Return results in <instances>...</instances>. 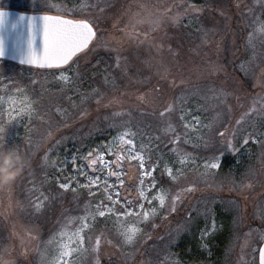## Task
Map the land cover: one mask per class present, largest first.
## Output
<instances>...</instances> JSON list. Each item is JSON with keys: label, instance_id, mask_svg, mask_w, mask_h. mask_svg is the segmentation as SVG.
Wrapping results in <instances>:
<instances>
[{"label": "rangeland", "instance_id": "rangeland-1", "mask_svg": "<svg viewBox=\"0 0 264 264\" xmlns=\"http://www.w3.org/2000/svg\"><path fill=\"white\" fill-rule=\"evenodd\" d=\"M36 2L43 4V0ZM62 2L69 8L83 5V11L79 13L85 14L91 20L99 21L101 29L99 34L107 42V47L119 48L123 56L131 59L133 65L131 72L139 70L147 74L145 65L138 62L139 49L143 44L138 45L135 40L129 41L123 29L128 28L130 16L141 10L138 8L139 5H146L152 11H156L159 7L162 11L165 7H172L186 0H62ZM191 2L203 8L199 18L192 24L202 43H210L218 36L222 39L224 36L221 32L227 31L231 32V41L238 39L237 67L247 87L242 93L233 96L234 94L223 86L207 82L187 90L189 94L192 92L200 94L186 96L183 103L178 99L181 95L178 91L181 84L175 82L176 87L170 88L172 95H167L166 104H173L177 110L181 107L186 109L185 112L177 111V114L171 118V123L179 134L188 132L189 143H182L179 147L183 153L191 154L188 162L183 166L184 177L180 180V187L195 185L196 190L190 194H182L185 200L178 206L177 212L165 211L168 215L167 220L160 217L159 212L162 210L159 209L157 202L158 215L154 218L157 225L155 228L149 223H139L137 217L127 218L128 225L136 224L144 229L135 245L123 244L122 238L114 228V217L92 219L89 213H95L97 197L89 196L88 190L81 188H77L76 193L71 190L64 192L57 186V177L59 180L70 178L73 186L78 180L86 182L84 176L77 177L74 174L71 158L76 156L78 164H87L88 161L84 159L87 152L109 144L121 130L122 121L128 120L131 121V130L137 133L135 136L137 148L143 146L145 150H151L152 161L158 165L169 167L175 165L179 168V157L172 151L176 145L166 143L171 133L165 132V126L159 123L157 117L158 111L162 108L152 106L154 100L157 101L162 95L150 93L145 102H139L136 96L147 91H144L146 86L137 85L136 89L127 92V95L122 96L123 98L120 97V104L98 107L94 102L81 103L79 97L70 89L60 91L61 84L55 80L52 71L35 72L0 61V87L11 86L7 92L0 91V95L6 97L10 94L15 97L17 107L31 101L34 110L43 117L41 120L38 116H33L30 121L24 116L9 123L10 105L5 102L0 106V119L8 128L5 147L16 149L18 147V151L31 163L37 157L41 162L37 178L28 180V188H24L22 197L15 195L13 184L6 189H0L1 215L9 221V231L7 227L3 229L0 224V229L7 237V243L1 240L0 245L12 250L11 255H5L14 258L16 264H21L17 262L21 258L25 259L22 264H43L42 258L50 262L59 251V231L75 230L80 224V219L74 218L82 219L84 215L89 217L87 220L89 228L84 232L88 239L85 240L84 247L91 249L96 236L101 232L112 243L102 242L98 254L91 251L79 253L73 251L69 257L71 264H97V260L99 264H252V249L261 246L257 241L259 235L264 233V220L261 219V213H264V157L259 144L244 145L239 140V136L236 151L231 148L224 149L216 128L222 125L229 133L225 139L232 140L231 133L237 128L236 121L240 120L241 124H245V112L254 102L258 107L264 105V100L261 99L264 97V88L260 87L264 84V43L261 42L264 32L258 31L264 24V0H191ZM23 5L36 12L34 0H0V7L5 9L19 10ZM102 7L110 10H99ZM204 11L214 13L219 18L205 22L211 15L205 16ZM105 18L111 19L109 23L112 26L108 21L107 23L103 21ZM204 30H208L209 33L207 41L202 35ZM128 31L132 29L128 28ZM253 33L254 39L249 43L248 36ZM226 36L230 37V34ZM151 51L154 52L153 56L162 55L164 59L166 53H169L166 49L162 53H158L155 48ZM115 55L116 53L107 50L102 42L100 49L91 57V63L82 62L81 70L85 73V79L81 88L85 93H90L93 87L102 85L101 77L95 81L87 75L89 69H92V64L99 62L102 67L103 64H111ZM168 79L160 81L161 84L165 81L169 83ZM155 83L154 79L153 84ZM67 95H72L80 107L72 108L66 98ZM216 96L221 98H214ZM123 104L130 107L124 109ZM139 105H144L146 108H141ZM58 108L67 109L68 114L62 116L57 112ZM129 109L132 112L131 116L119 118L113 115L116 111L127 112ZM88 115L94 116L91 133L84 132L80 138H69L70 145L62 144L59 134L63 127L67 128L69 124L83 120ZM180 115L185 116L184 121L179 119ZM184 123L189 125L187 130L183 127ZM252 123L257 135L264 133V120H254ZM209 124L213 125L211 129L207 127ZM49 131L52 137L45 140ZM149 136H159L160 140L150 141ZM42 141V146L38 147ZM45 149H50V159L59 162L63 166V172H57L46 164L42 158ZM214 154L219 157L220 167L212 170L214 175L204 178L200 175L204 172L203 165L206 158H211ZM136 164V161H125L119 169L122 172L120 179L124 181L120 189L121 197L130 196L133 200L136 199L140 175ZM161 171L162 168L158 167L154 175L165 187V194L169 198L166 200L167 208L171 195L178 192L179 188L173 186L169 192L167 174L161 177ZM89 174L96 175L91 172ZM99 174L107 177V169H101ZM108 182L109 184L115 182L119 187L116 177L108 178ZM54 187L55 191H50ZM110 190L115 192V188ZM42 192L48 200L43 202L44 206L38 212L39 215L43 214L49 221L52 220L51 211L46 210V207L55 201L52 199L58 200L57 210L63 212L58 224L47 234H43V231L36 226H30V218L25 217L24 223L17 220L26 214L23 210L24 205H29L33 199L36 202L38 197L43 200L40 195ZM55 192L58 197L51 196ZM104 192L101 187L100 193ZM86 205H90L87 213ZM67 206L72 208L67 210ZM206 227L211 234H206L202 239L201 233ZM149 236L150 238H147ZM64 242H67L66 238ZM71 247L75 249L76 245L72 244Z\"/></svg>", "mask_w": 264, "mask_h": 264}, {"label": "snow or ice", "instance_id": "snow-or-ice-1", "mask_svg": "<svg viewBox=\"0 0 264 264\" xmlns=\"http://www.w3.org/2000/svg\"><path fill=\"white\" fill-rule=\"evenodd\" d=\"M34 7L37 13L44 14L29 16L25 13H12L4 7H0V59L11 54L13 57L18 58L19 63L22 65L26 64L36 69L54 70L51 74L61 84L60 91L64 92L66 89H70L71 92L79 97L81 103L94 102L98 107H110L114 104H120V97L127 95L128 87L133 84L149 87V92L136 96L139 102H145L150 93H162L163 89L159 86L160 81L167 80L173 73V69L162 55L153 56L141 62L145 65L147 74L139 70L131 72L133 67L131 59L123 56L119 48L107 47V42L99 34L101 31L99 21L87 18H73L78 12L83 11V5L69 8L62 0H43V4L34 0ZM138 8L141 10L133 13L129 18L128 28L132 29V31L129 32L128 28L123 29L126 38L129 41L135 40L138 45L146 44L149 49L155 48L158 53L163 52L165 45L163 41L159 44L155 43L156 32L164 30L166 26L178 27L182 24L184 27L190 28L203 11V8L197 7L191 0H186V2L173 5L172 7H165L162 11L159 10V7H157L156 11H152L146 5H139ZM173 9L176 10L173 11ZM53 11L56 14H47ZM185 19L188 21L187 24L183 23ZM137 29H140V31H137ZM258 31L264 32V24L261 25ZM165 35H167L166 32ZM202 35L205 41L209 39L208 30H204ZM253 39L254 33L248 36L249 43H252ZM102 42L107 50L114 51L116 55L111 64L103 67L99 62L92 64V69H89L87 75L95 79L97 75L102 74V85L93 87L90 93H85L81 88L85 79V73L81 70L82 62L84 64L91 63V57L100 49ZM261 42L264 43V38H262ZM168 52L172 61H176L178 53L174 52L170 46L168 47ZM209 67L211 71L219 72V67L212 65L211 62ZM241 67L243 69V65ZM181 70V66L177 64L176 71ZM141 76H143V79H141ZM154 79L156 81L155 84H153ZM170 83L172 87H176L175 79L171 80ZM10 87V85L0 87V91L7 92ZM260 87L264 88V84L260 85ZM199 94L198 92L189 94L186 89H182L178 99L183 103L186 96ZM66 98L72 108L80 107L72 95H67ZM214 98L220 99L221 97L216 96ZM261 99L264 100V97H261ZM5 102L10 105L8 109L9 123L24 116H27L30 121L33 116H38L43 120V117L34 110L31 101H27L24 106L17 107L15 97L10 94L6 97L0 95V106ZM177 111L185 112L186 109L181 107L177 110L173 104H165L158 111L157 117L159 123L165 126V132L171 133L166 143L176 145V147L172 148V151L179 157V168L175 165L171 167L158 165L155 161H152L151 150H145L143 146L137 148L135 144L137 133L131 130V121L128 120L122 121L121 130L109 144L87 152L84 157L88 161L87 164H78L76 156L71 158L74 174L77 177L84 176L86 182L78 180L76 185L73 186L70 178L59 180V177H57V186L64 192L71 190L76 193L77 188H81L87 189L89 196L97 197L98 203L95 205V213H89V215H91L93 220L97 217H114V228L122 238L124 245H135L139 236L144 232V229L136 226V224L128 225L126 223L127 218L137 217L139 218V223H149L151 227L155 228L157 225L154 218L158 215L157 202L159 209L162 210L159 212L160 217L167 220L168 215L165 214V211L167 213L177 212L178 206L185 200L182 194H190L196 190L195 185L180 187V180L184 177L183 166L188 162L191 154L183 153L179 147L182 143H189L188 132L185 131L183 135L179 134L177 128L171 123V118L177 114ZM57 112L62 116L68 114L67 109L58 108ZM131 114V109L127 112L116 111L113 113L115 117L119 118L131 116ZM245 117L247 126L237 120V128L231 133L232 140L225 139L229 133L227 129H223L222 125L216 128V133L223 143V148H231L236 151L239 143L237 137L239 136V140L244 145L249 143L259 144L262 150V157H264V133L257 135L255 126L252 123L254 120H264V105L258 107L254 102L250 109L245 112ZM179 119L184 121L185 116L180 115ZM183 127L187 130L189 125L184 123ZM207 127L211 129L213 125L209 124ZM7 130V126L0 119V146L2 147L6 145ZM51 137L52 133L49 131L45 140L51 139ZM149 140L159 141L160 137L149 136ZM233 141H236V143H233ZM42 144L43 141L38 147H41ZM42 158L46 164L52 166L57 172H63V166L59 162L50 159V149H45ZM125 161L137 162L136 167L140 175L139 188L137 189L135 200L130 196L121 197L120 189L123 187L124 181L120 179L122 172L119 169L122 168ZM158 167L162 168L161 177L165 173L167 174L169 181L168 191L170 192L173 186L179 188L178 192L171 195L167 208L166 200L169 198L165 194V187L154 175ZM203 167L204 172L200 173L202 177L206 178L209 175H214L215 173L212 170L220 167L219 157L214 154L211 158H206ZM105 168L107 169V177L99 174L101 169ZM89 172L96 173V175H90ZM111 177L117 178L119 187L116 186L115 182L109 184L108 178ZM101 187L105 190L104 193H100ZM245 187H251V185H245ZM112 188H115L114 193L110 190ZM98 193H100L99 196H97ZM40 195L43 200L38 197L37 201L34 202V210L36 212H40L44 206L43 202L48 200V197L43 192ZM89 206H85L86 213ZM88 218V215H84L82 219L79 217L74 218L80 219V224L75 230L59 231L58 254L50 262L46 258H42L43 264H71L69 257H71L73 251L77 253L91 251L98 254L102 242L106 244L112 243L101 232L96 236L94 246L91 249L84 247L85 240L88 239L84 235L85 229L89 228ZM261 219L264 220V213H261ZM206 234H211L207 227L201 233V238L203 239ZM65 238L67 242H64ZM147 238H150V236ZM257 243L264 244V233L259 235ZM72 244L76 245L75 249L71 247ZM11 251L9 247L0 245V253L11 255ZM257 252L258 264H264V246L252 249V264H256ZM97 264H99L98 260Z\"/></svg>", "mask_w": 264, "mask_h": 264}, {"label": "trees", "instance_id": "trees-1", "mask_svg": "<svg viewBox=\"0 0 264 264\" xmlns=\"http://www.w3.org/2000/svg\"><path fill=\"white\" fill-rule=\"evenodd\" d=\"M97 6V5H96ZM16 10V9H13ZM99 10H110L101 8ZM18 11L26 12V13H37L31 11L27 5H23ZM106 12V11H105ZM205 16L208 14L211 15L205 22H210L211 19L219 18L214 13H209L208 11H204ZM47 14H56L55 11L49 12ZM73 18H87L85 14L83 13H77V15ZM110 18H105L103 21L107 23L110 26ZM188 21H184V24H187ZM165 32L167 35H165ZM224 36V38H220L219 36L214 38L212 42H208L207 44H204L201 42L199 34L197 31L193 28V26L184 27L183 24L178 27H172L167 26L166 30L159 31L155 33V42L156 41H163L164 42V49H166L168 52V47L170 46L174 52L178 53L176 61H172L171 57L169 56V53H166L165 60L172 65L171 68H173V73L169 77L168 81L169 83H166L165 81L163 84L160 82V87H162L163 91L162 93H158V95H162L159 99L154 100V104L152 106L163 108V106L167 103V95H172V92L170 88L171 80L175 79V82H179L181 84V87H179V90L181 92L182 89H192L198 85H202L205 83H211V84H218L219 86H223L228 92L234 94L233 96H237L238 93H242L243 90H245V81L242 74L238 71V39H235L234 41H231V32H221ZM226 34H230L229 36H226ZM222 37V35H221ZM229 41V42H228ZM146 47V48H145ZM153 53L151 49H149L148 45L143 44L142 47L139 49L138 53V59L142 62L145 61L151 57H153ZM107 59V58H105ZM1 61V60H0ZM4 63H9L6 61H2ZM211 62L212 65H216L219 67V72H213L210 70L209 63ZM179 64L181 66V71H176V65ZM15 65V64H14ZM90 65V64H89ZM88 65V66H89ZM18 66V65H17ZM104 66V64H103ZM21 67V66H18ZM26 68V67H21ZM28 70H33L35 72H44V71H54V70H38V69H32V68H26ZM101 77V75H97L95 77V81H98L97 78ZM97 79V80H96ZM101 86V85H100ZM138 86L136 84H133L132 86L128 87L127 92L131 91L132 89H136ZM145 88V87H144ZM142 90V89H141ZM149 92V87L146 86L145 90ZM157 94V93H155ZM164 95V96H163ZM175 95V94H174ZM124 97V95H122ZM121 96V97H122ZM122 97V98H123ZM129 103V101H128ZM123 104L122 107L124 109H127L130 107V105ZM138 105V104H136ZM135 105V106H136ZM140 106V105H139ZM121 107V106H120ZM119 107V109H120ZM141 108H146L144 105L140 106ZM175 108V107H174ZM123 109V110H124ZM140 109V108H139ZM94 116L91 115L85 116L83 120H78L75 123H71L68 125L67 128L63 127L62 132L59 134L60 139L62 140V144H69V138H80L81 134L85 132V134L91 133L92 126H93ZM58 136V137H59ZM31 162V161H30ZM39 165H41V162L39 160V157H37L30 165V167L25 170L22 177L17 180L13 184V188L15 191V195L22 197L24 193V188H28L29 185V179L30 178H37L39 173ZM28 173V175H27ZM29 174H31V177H29ZM25 175H27L25 179ZM31 185V184H30ZM48 191V190H47ZM50 191L54 192L55 187L52 188ZM46 194V193H45ZM57 192L52 193L51 196L56 195ZM58 197V195H56ZM55 200L51 202L50 205L46 207V210L51 211L52 220H48L45 215H39L38 212L34 210V199L32 202H30L29 205H24V213L23 216L19 217L17 220L23 223L26 222V218H30L29 224L30 226H36L40 228L41 231H43V234H47L48 232H51L52 229L55 228V226L58 224V219L61 217L63 212H58L57 210V204L56 202L58 200ZM69 206V205H68ZM67 206V207H68ZM66 207V208H67ZM72 207H68L67 210H70ZM4 210V208H2ZM65 212V211H64ZM2 211L0 210V224L1 227L4 229L8 227L7 219L5 220L4 216L1 215ZM45 219V220H44ZM0 242L1 240L5 243H7L6 236H4V233L0 229ZM7 232L6 230H4ZM8 256V255H7ZM11 257V256H10ZM25 259L21 258L20 261H17L19 263H23Z\"/></svg>", "mask_w": 264, "mask_h": 264}, {"label": "clouds", "instance_id": "clouds-1", "mask_svg": "<svg viewBox=\"0 0 264 264\" xmlns=\"http://www.w3.org/2000/svg\"><path fill=\"white\" fill-rule=\"evenodd\" d=\"M31 165L16 148L0 146V189H6L19 180ZM0 264H16V260L0 253Z\"/></svg>", "mask_w": 264, "mask_h": 264}, {"label": "water", "instance_id": "water-1", "mask_svg": "<svg viewBox=\"0 0 264 264\" xmlns=\"http://www.w3.org/2000/svg\"><path fill=\"white\" fill-rule=\"evenodd\" d=\"M7 10L11 11L12 13H25V14H27L29 16L43 14V13H26V12H21V11H18V10H13V9H7ZM0 60L15 64V65H18V66H21V67L36 69L35 67H31V66L26 65V64H24V65L20 64L19 63V59L13 57L11 54L5 56L3 59H0ZM38 70H45V69H38ZM261 246H264V244H261ZM257 264H258V254H257Z\"/></svg>", "mask_w": 264, "mask_h": 264}]
</instances>
